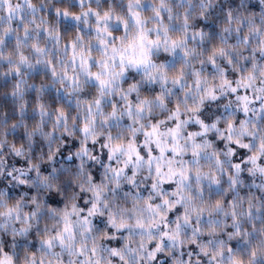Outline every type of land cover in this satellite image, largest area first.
<instances>
[{
  "label": "clouds",
  "instance_id": "obj_1",
  "mask_svg": "<svg viewBox=\"0 0 264 264\" xmlns=\"http://www.w3.org/2000/svg\"><path fill=\"white\" fill-rule=\"evenodd\" d=\"M0 264H264V0H0Z\"/></svg>",
  "mask_w": 264,
  "mask_h": 264
}]
</instances>
